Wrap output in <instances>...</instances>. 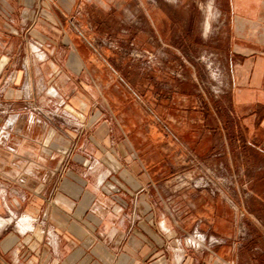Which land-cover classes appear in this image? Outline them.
Returning a JSON list of instances; mask_svg holds the SVG:
<instances>
[{
    "label": "crops",
    "instance_id": "1",
    "mask_svg": "<svg viewBox=\"0 0 264 264\" xmlns=\"http://www.w3.org/2000/svg\"><path fill=\"white\" fill-rule=\"evenodd\" d=\"M131 1L0 0V264H264V0L232 5L227 58L242 62L230 105L243 133L235 144L223 131L219 154L231 169L236 156L257 169L204 190L171 177L218 140L171 142L146 126L155 115L131 101L138 89L102 78L116 72L90 30L101 11L153 23L170 9ZM194 230L223 243L189 247Z\"/></svg>",
    "mask_w": 264,
    "mask_h": 264
},
{
    "label": "rangeland",
    "instance_id": "2",
    "mask_svg": "<svg viewBox=\"0 0 264 264\" xmlns=\"http://www.w3.org/2000/svg\"><path fill=\"white\" fill-rule=\"evenodd\" d=\"M235 1L240 5V0H139L170 4V9L151 13L153 23L145 12L129 11H101V27L91 22L92 34L101 37V63L111 68L112 74L116 72L102 78L106 83L115 81L138 89L139 98L131 93L136 99L129 100L143 113L148 110L150 114L145 103L152 107L155 119L148 128L169 133L171 142L174 136L182 137L191 149L200 138L201 149L218 140L217 152L205 155L201 163L187 156L173 171L171 179L176 185H185L182 189H195L194 182L199 181L212 187L219 181L248 178L257 169L238 156L231 169L226 157L219 155L225 153L220 137L223 131L233 135L235 144L243 133L232 118L233 93L229 92L234 78L230 70L242 62L238 56L230 61L227 58L239 17L232 11ZM210 2L212 10L208 9ZM91 17L97 18L98 13Z\"/></svg>",
    "mask_w": 264,
    "mask_h": 264
},
{
    "label": "built area",
    "instance_id": "3",
    "mask_svg": "<svg viewBox=\"0 0 264 264\" xmlns=\"http://www.w3.org/2000/svg\"><path fill=\"white\" fill-rule=\"evenodd\" d=\"M40 51V49H38ZM178 182H181L179 180ZM185 185H182L181 187H184ZM193 187L197 190H204L209 189L210 185L208 183H204L203 181L194 182ZM172 213L177 212L176 209H171ZM184 242L187 246L192 247L194 249H203V248H211L216 245L222 244L223 240L213 237V236H207L197 230H194L188 234H186V237L184 239Z\"/></svg>",
    "mask_w": 264,
    "mask_h": 264
},
{
    "label": "bare ground",
    "instance_id": "4",
    "mask_svg": "<svg viewBox=\"0 0 264 264\" xmlns=\"http://www.w3.org/2000/svg\"><path fill=\"white\" fill-rule=\"evenodd\" d=\"M208 7H210V5L208 6ZM209 9V8H208ZM208 11V10H207ZM210 11V10H209ZM208 15V14H207ZM209 18V17H208ZM206 21V20H205ZM207 23V22H206ZM209 27V26H208ZM206 29H208L207 27H206ZM43 58V57H42ZM1 222V221H0Z\"/></svg>",
    "mask_w": 264,
    "mask_h": 264
}]
</instances>
